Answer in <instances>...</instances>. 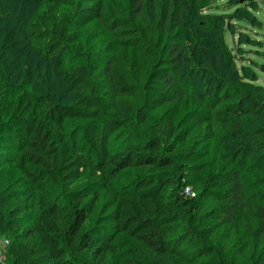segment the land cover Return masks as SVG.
Masks as SVG:
<instances>
[{"label": "trees", "instance_id": "16d2710c", "mask_svg": "<svg viewBox=\"0 0 264 264\" xmlns=\"http://www.w3.org/2000/svg\"><path fill=\"white\" fill-rule=\"evenodd\" d=\"M213 1L0 0V264H264V86L225 39L259 2Z\"/></svg>", "mask_w": 264, "mask_h": 264}, {"label": "rangeland", "instance_id": "374dc122", "mask_svg": "<svg viewBox=\"0 0 264 264\" xmlns=\"http://www.w3.org/2000/svg\"><path fill=\"white\" fill-rule=\"evenodd\" d=\"M215 1L221 5L223 3L226 4L228 0H214L213 3ZM258 2L259 4L256 10H253V11L256 13L258 18L262 21L263 25L262 26L252 25L246 19H234L233 22L237 25V30L234 35L228 30L225 35V39H226L227 45L231 49L235 50V52H238L239 47L245 52L244 55L242 53L238 54L239 55L238 60L242 59L241 61H239V63H243L245 66L250 65L254 67L259 77L258 83L264 86V70L261 67L262 64L264 65V0H258ZM213 11L218 12V13L231 14L233 11L235 12V8H230V7L225 6V8L221 7L220 9L214 8ZM189 24L192 25L195 28V30L197 29V26L194 23V21L193 22L191 21ZM220 25L222 26V24ZM242 33L244 34V36H242ZM241 36L244 38L240 42L239 38ZM206 47L208 50H210V48H212V43L206 44ZM242 55L244 56V58H241ZM81 60L82 59H80L79 57H75L72 60V63L73 62L81 63L82 62ZM44 73H45V69L41 70V73H40L41 78L46 79L48 75ZM202 78H204L203 84L200 85L202 86V88L206 87L207 85H209V83H211L204 76V74L202 75ZM57 82H53L52 80L47 78V80H45L44 85L45 87L46 86L50 87L51 91L54 92L55 95L61 98H64L63 101L69 102L71 98L67 94L64 85L61 82H59L60 84ZM36 86L38 88L39 84H36ZM45 87H42V89H44Z\"/></svg>", "mask_w": 264, "mask_h": 264}, {"label": "built area", "instance_id": "2783aa9c", "mask_svg": "<svg viewBox=\"0 0 264 264\" xmlns=\"http://www.w3.org/2000/svg\"><path fill=\"white\" fill-rule=\"evenodd\" d=\"M186 193L188 195L191 194V196H194L195 194L194 193H191L190 189H187L186 190ZM8 241H3L2 239H0V252L2 251V249L5 247V245H7Z\"/></svg>", "mask_w": 264, "mask_h": 264}, {"label": "water", "instance_id": "95a60500", "mask_svg": "<svg viewBox=\"0 0 264 264\" xmlns=\"http://www.w3.org/2000/svg\"><path fill=\"white\" fill-rule=\"evenodd\" d=\"M244 2V0H241V3H243Z\"/></svg>", "mask_w": 264, "mask_h": 264}]
</instances>
